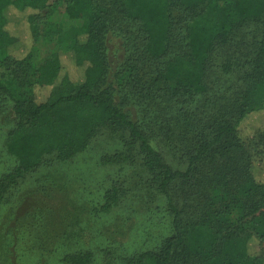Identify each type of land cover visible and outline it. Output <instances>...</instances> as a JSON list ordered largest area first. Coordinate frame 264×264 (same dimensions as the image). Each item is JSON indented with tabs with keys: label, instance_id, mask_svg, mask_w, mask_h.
Listing matches in <instances>:
<instances>
[{
	"label": "trees",
	"instance_id": "obj_1",
	"mask_svg": "<svg viewBox=\"0 0 264 264\" xmlns=\"http://www.w3.org/2000/svg\"><path fill=\"white\" fill-rule=\"evenodd\" d=\"M59 2L68 19L84 23L64 53L84 69L80 80L66 75L61 54L31 62L32 46L51 35ZM9 13L15 23L8 24ZM248 32L256 37L245 63L217 64L216 54L236 50ZM112 40L122 52L115 62ZM21 41L22 55H12ZM218 68L239 76L228 109L209 116L215 103L203 98L206 81ZM0 97L10 103L14 124L5 150L16 160L0 176V204L27 174L70 161L107 130L120 134L123 148L101 157V165L136 158L163 198L172 230L156 250L120 264H264V180L255 177L264 127L248 144L239 136L244 121L264 118V0H0ZM151 106L162 114L159 123ZM167 113L184 129L181 170L152 144L157 124L167 129ZM124 194L113 183L100 212L109 213ZM91 261L89 252L61 259Z\"/></svg>",
	"mask_w": 264,
	"mask_h": 264
},
{
	"label": "rangeland",
	"instance_id": "obj_2",
	"mask_svg": "<svg viewBox=\"0 0 264 264\" xmlns=\"http://www.w3.org/2000/svg\"><path fill=\"white\" fill-rule=\"evenodd\" d=\"M63 9L64 3L59 2L49 20L51 35L32 46L31 62L38 66L51 54H61L66 75L80 80L84 69L73 65L64 53L84 23L68 19ZM7 18L8 24L17 21L13 13ZM250 32L236 50L219 51L217 64L242 66L254 51L252 37L256 34L253 32L251 36ZM22 42L12 48V55H22ZM108 48L113 62L122 59L117 40H112ZM238 71L230 74L218 68L208 75L203 98L215 103L209 116L228 109ZM46 93V89L37 90L36 96L43 99ZM9 107L10 103L0 97V176L16 163L5 150L7 133L14 124ZM155 107L151 106V110L154 109V118L159 123L162 114ZM128 110L137 115L134 108ZM166 116L169 117L168 113ZM169 119L165 131L157 124L158 139L152 144L172 168L181 170L184 129L181 120ZM263 127L264 118L255 115L239 126V136L248 144ZM122 148L119 133L101 130L83 153L63 164L41 166L9 190L0 204V264H63L64 255L83 252L91 254L90 264H120V258L156 250L172 230L164 200L148 173L136 158L132 163L120 165L100 163L101 157L119 153ZM255 159V177L264 180V156ZM113 183L121 184L125 194L109 213H101L104 193ZM259 249L264 258V243ZM255 253L258 250L251 248L250 254Z\"/></svg>",
	"mask_w": 264,
	"mask_h": 264
}]
</instances>
